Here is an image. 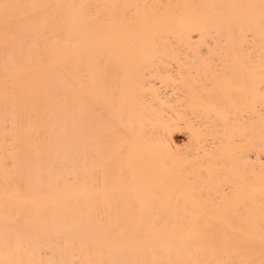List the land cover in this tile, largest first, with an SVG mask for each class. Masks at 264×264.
<instances>
[{"label": "bare ground", "instance_id": "obj_1", "mask_svg": "<svg viewBox=\"0 0 264 264\" xmlns=\"http://www.w3.org/2000/svg\"><path fill=\"white\" fill-rule=\"evenodd\" d=\"M0 264H264V0H0Z\"/></svg>", "mask_w": 264, "mask_h": 264}]
</instances>
